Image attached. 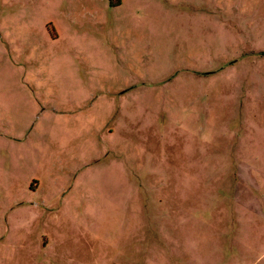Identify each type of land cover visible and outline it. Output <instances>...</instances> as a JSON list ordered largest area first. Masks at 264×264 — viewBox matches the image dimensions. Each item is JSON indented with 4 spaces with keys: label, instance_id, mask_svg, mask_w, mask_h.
Returning <instances> with one entry per match:
<instances>
[{
    "label": "rangeland",
    "instance_id": "obj_1",
    "mask_svg": "<svg viewBox=\"0 0 264 264\" xmlns=\"http://www.w3.org/2000/svg\"><path fill=\"white\" fill-rule=\"evenodd\" d=\"M119 1L0 0V264H264V0Z\"/></svg>",
    "mask_w": 264,
    "mask_h": 264
},
{
    "label": "crops",
    "instance_id": "obj_2",
    "mask_svg": "<svg viewBox=\"0 0 264 264\" xmlns=\"http://www.w3.org/2000/svg\"><path fill=\"white\" fill-rule=\"evenodd\" d=\"M259 137H260L259 134L256 133V139ZM262 142L263 141L260 138V141H258L256 145L258 146ZM255 154L256 153L251 154L253 161L249 162L250 154L245 153V156L242 158L243 160H241V165L250 166V164H253L255 161H257L259 158H254L257 156ZM239 177L241 178L240 180L242 182L241 187H240L241 189L239 190L238 189L239 185H237L232 195V200L234 201L233 203L240 202V204H242L241 207L243 208L246 207L247 210H250L251 212L256 214L258 217H260L259 220L264 221V187L260 186L257 183H253V179H254L253 173L243 172L239 174ZM255 196H261V199H258ZM248 203H251V204H248ZM240 221L243 224V220L241 219ZM263 221H259V224L263 225L264 224Z\"/></svg>",
    "mask_w": 264,
    "mask_h": 264
},
{
    "label": "trees",
    "instance_id": "obj_3",
    "mask_svg": "<svg viewBox=\"0 0 264 264\" xmlns=\"http://www.w3.org/2000/svg\"><path fill=\"white\" fill-rule=\"evenodd\" d=\"M110 3H111V5H113V6H118L119 3H120V1H119V0H115V1L110 0Z\"/></svg>",
    "mask_w": 264,
    "mask_h": 264
}]
</instances>
